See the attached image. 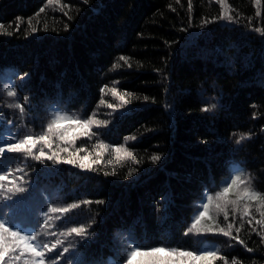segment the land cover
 <instances>
[{
  "label": "trees",
  "instance_id": "1",
  "mask_svg": "<svg viewBox=\"0 0 264 264\" xmlns=\"http://www.w3.org/2000/svg\"><path fill=\"white\" fill-rule=\"evenodd\" d=\"M0 25V137H47L31 154L0 156V174L12 170L0 185L21 178L39 201L33 224L0 208L5 219L38 232L61 205L55 232L66 231L57 237L76 249L74 264H128L134 245L217 250L199 261L160 254L171 264H264L260 215L240 227V212L224 221L216 211L244 185L215 195L242 173L264 196V0H0ZM203 203L200 231L186 235ZM229 222L225 237L218 229ZM81 226L86 238L65 235ZM38 242L50 246V236ZM13 247L11 264H37Z\"/></svg>",
  "mask_w": 264,
  "mask_h": 264
},
{
  "label": "snow or ice",
  "instance_id": "2",
  "mask_svg": "<svg viewBox=\"0 0 264 264\" xmlns=\"http://www.w3.org/2000/svg\"><path fill=\"white\" fill-rule=\"evenodd\" d=\"M85 3H87V0H84ZM221 2H223V0H221ZM189 7H191V4H189ZM41 11H43V9H41ZM19 19V18H17ZM0 27H3L2 25H0ZM33 31H35V29H33ZM257 31H260V29H257ZM121 60H125L124 57L120 58ZM27 73L24 74V77H27ZM9 96H15L16 93L13 91H9L8 92ZM145 99H147V97H145ZM24 100L27 101L28 97H24ZM13 107H17L20 110V113L23 114L25 111V108L19 104L17 105H10ZM212 107H215V105H213ZM211 108H204L203 111H211ZM57 117L60 116V113H56L55 114ZM9 123H11V121H9ZM76 123H80V121H76ZM88 121H83V124L85 127H87L88 125ZM48 128L51 129L52 125L49 124ZM0 139H3V143H0V156H3L6 152L7 153H18V152H22V151H26L29 154L32 153V149L36 146V142L38 140H43V141H47V137L44 135H40L34 138L33 135H25L23 139H16V137L14 136H5V137H0ZM244 137L242 136L240 138V140H243ZM16 141V142H9V141ZM240 141H237V143H239ZM26 145H30V147H25ZM46 154L43 152V150L40 151L39 155L34 156V159L36 160H41L42 157H45ZM47 159L51 160L53 159L52 156H47ZM88 157L85 156L84 160H87ZM161 159L160 155H152L151 156V161L153 163L159 161ZM63 163H67V164H72L73 161L72 160H66L63 161ZM80 167L82 169L85 168V164L81 163ZM18 171H20L21 169H17ZM11 169L6 170L5 174H0V181H4L7 178V174L11 173ZM129 175H131V172H129ZM242 173H238L235 174L233 176H231L230 179V183L226 182V186L223 187V191H217L215 193L217 198H222L225 196V194L229 193L230 191H232L233 189H237L239 188L241 185H244V187L238 191L236 193L237 195V200L232 201V205L235 207V205L241 200V199H256L259 203V207L257 208V211L259 212V215L261 217V219L256 220L255 223L256 225H260L261 227H264V196H262L259 192H256L254 190H251L250 188V181H245L242 180ZM2 185H0V189H2ZM9 192H12V195H15L17 193H24L26 191L25 188L23 187H17L15 189V191H12L11 189L8 190ZM12 195H6L3 191H0V199H5V200H10L12 199ZM206 199L211 202V200L213 199V197L211 195L207 196ZM97 203H104V201H97ZM78 205L73 204L71 205L72 208L77 207ZM203 211H200L199 214L197 216H195L193 223L191 224V226L187 229V232L185 233L186 235L188 233H191L193 231V229H196L197 232L200 231V229L198 228V224L201 220V218L205 215V213L208 211L209 208V204L208 203H203ZM217 208L219 211L223 212V220L224 221H228L229 220V214L227 211V203L220 205H217ZM49 211L51 212H64L66 211L65 209H57V208H50ZM250 212H249V206L248 204H244L243 205V215L241 216V225L240 227H243V219L245 216H250ZM44 216L47 217L48 216V212L44 213ZM45 223H47V220H45ZM247 223L249 225H252V219H248ZM234 223L233 222H229L227 223V228H219V232L222 233L225 237H230L232 235L231 230L233 229ZM44 225H41V228H43ZM240 227L236 228V232L239 233L240 231ZM209 231H211V229H208ZM72 233H75L77 236L86 238V229L81 226V227H72L68 230V232L65 235H71ZM48 234V233H46ZM51 235H55V233H50ZM64 234V233H62ZM8 236L12 239L13 243L17 246H21L28 250L29 252H31L35 257L39 258L37 260V264H44V259L43 257L45 256V253L43 251V249H48V251H52V249H55L57 244H62V241L57 240L55 244H52L51 248L49 247V245L47 243H39L38 242V237L40 236V232H37L35 229L32 230V232L25 234L24 229L19 227L12 219V217H8L7 219H5L3 217V214H0V261H4V258L6 255H8L9 251H15V248H9L8 246H5L4 241H5V237ZM233 239L238 240L239 243L243 244L244 241L239 239V236L237 235L236 237H233ZM74 246V245H73ZM69 251V248L64 247L63 251L57 252L56 256L54 259H52V264H57V261L63 257L64 253H67ZM249 251H251V249H249ZM160 254H164L168 257H172L174 255L179 256L181 258H190L191 260H195V261H199V260H204V259H212L215 258L217 256V250H206L203 253H201L200 255H197L195 252L192 251H180L177 249H168L165 247H156V248H151L148 249L147 251H143L141 250V248L139 246H133L132 249L129 251L128 254V264H131L132 261V257L135 256H145V257H149L150 259L146 262H142V264H171L170 261H165L162 260L160 258ZM17 259H19L20 257L17 256ZM181 264H183V260H181Z\"/></svg>",
  "mask_w": 264,
  "mask_h": 264
},
{
  "label": "rangeland",
  "instance_id": "3",
  "mask_svg": "<svg viewBox=\"0 0 264 264\" xmlns=\"http://www.w3.org/2000/svg\"><path fill=\"white\" fill-rule=\"evenodd\" d=\"M219 3L221 0H217ZM224 16L228 17L230 15V12L227 10V8L223 6ZM21 178L17 179V183H15V187L12 188V191H15L17 187H23L26 189L24 193H17L15 195H12V192H9V188L2 185V189L0 191H3L6 195H12V199L5 200L0 199V208L5 212L10 214L11 216H21V220L28 223L33 224V220L35 218V209L39 206V201L36 199L35 194L32 190V186L30 183L23 184L21 183ZM232 201H221L219 200L218 204L223 205L227 203V211L229 215H235L237 212H240V216L243 215V207H240L238 204L235 205V207L231 203ZM62 206L59 205V209ZM219 214L223 215L222 211H219L218 208L216 210ZM258 213L257 208L251 209L249 208V212ZM250 217V216H245ZM244 217V218H245ZM62 219V220H61ZM255 219V217H254ZM259 220V219H258ZM61 223L62 225L65 223L64 221V214L63 212H53L48 220L47 225H45L42 229H40L38 232H40L41 236H50V248L52 244H55L57 240L62 241V244H57L55 249H52V251H48L50 253L51 257L53 259L56 256L57 252L63 251L64 247L69 248V251L67 253H64L63 257H61L57 262L59 264H74L77 251L74 247H71L68 242H70L67 237H64L62 239L58 238L57 235H62V233H65L66 231H57L55 232V229L61 230L58 224ZM55 233V235H51L50 233ZM48 233V234H46ZM73 235L75 233H72ZM72 234L70 237H72ZM5 246H8L9 248H13V241L10 237L6 236L4 241ZM160 258L165 261H170L171 259L165 256L160 255ZM15 259V252L9 251L8 255L5 256L4 261H0V264H11V261ZM150 258L145 257L142 261H140L138 264H142V262L148 261Z\"/></svg>",
  "mask_w": 264,
  "mask_h": 264
}]
</instances>
